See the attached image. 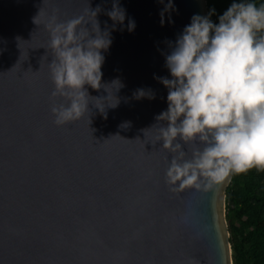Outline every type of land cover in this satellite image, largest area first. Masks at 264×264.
Wrapping results in <instances>:
<instances>
[{
    "label": "water",
    "instance_id": "1",
    "mask_svg": "<svg viewBox=\"0 0 264 264\" xmlns=\"http://www.w3.org/2000/svg\"><path fill=\"white\" fill-rule=\"evenodd\" d=\"M113 3L0 0V264H233V175L211 188L170 185L174 154L156 119L168 109L158 79H172L166 56L194 15L208 17L207 0H171L168 10L169 0H118L122 24L107 15ZM98 5L111 39L101 53L108 86L85 85L98 99L57 126L47 25L80 15L94 24L88 9ZM140 89L154 99H138Z\"/></svg>",
    "mask_w": 264,
    "mask_h": 264
},
{
    "label": "clouds",
    "instance_id": "2",
    "mask_svg": "<svg viewBox=\"0 0 264 264\" xmlns=\"http://www.w3.org/2000/svg\"><path fill=\"white\" fill-rule=\"evenodd\" d=\"M172 7L169 0L166 10ZM88 11L94 24L80 15L66 22L53 16L47 25L53 57L51 113L57 126L89 112V98L95 97L85 85L97 91L108 86L101 83V53L110 47V34L100 29L101 7ZM107 15L122 24L125 10L114 0ZM128 27L133 30L134 21ZM166 66L172 79H158L169 90L168 109L156 119L167 122L158 128V139L174 154L167 182L211 188L233 174L264 171V3L233 2L218 24L194 15L166 56ZM146 95L154 99L150 91L137 90L138 99ZM58 96L67 103H56Z\"/></svg>",
    "mask_w": 264,
    "mask_h": 264
},
{
    "label": "trees",
    "instance_id": "3",
    "mask_svg": "<svg viewBox=\"0 0 264 264\" xmlns=\"http://www.w3.org/2000/svg\"><path fill=\"white\" fill-rule=\"evenodd\" d=\"M233 2L241 0H207L211 22L218 24ZM255 3L259 6L264 0ZM226 219L233 264H264V171L233 174L226 193Z\"/></svg>",
    "mask_w": 264,
    "mask_h": 264
}]
</instances>
